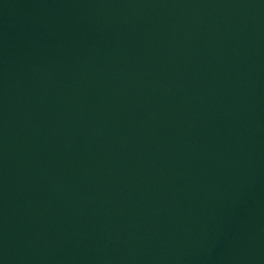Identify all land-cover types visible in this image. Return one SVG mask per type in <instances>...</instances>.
Instances as JSON below:
<instances>
[{"label":"water","instance_id":"95a60500","mask_svg":"<svg viewBox=\"0 0 264 264\" xmlns=\"http://www.w3.org/2000/svg\"><path fill=\"white\" fill-rule=\"evenodd\" d=\"M0 264H264V0H0Z\"/></svg>","mask_w":264,"mask_h":264}]
</instances>
